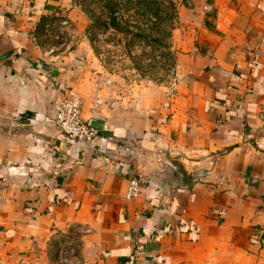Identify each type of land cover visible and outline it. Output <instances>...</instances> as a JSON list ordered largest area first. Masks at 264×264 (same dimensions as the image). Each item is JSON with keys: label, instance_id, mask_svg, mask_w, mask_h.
<instances>
[{"label": "crops", "instance_id": "crops-1", "mask_svg": "<svg viewBox=\"0 0 264 264\" xmlns=\"http://www.w3.org/2000/svg\"><path fill=\"white\" fill-rule=\"evenodd\" d=\"M172 1L196 26L173 95L83 99L87 147L44 124L67 75L31 40L72 0H0V264L73 225L100 264H264V0Z\"/></svg>", "mask_w": 264, "mask_h": 264}, {"label": "rangeland", "instance_id": "rangeland-1", "mask_svg": "<svg viewBox=\"0 0 264 264\" xmlns=\"http://www.w3.org/2000/svg\"><path fill=\"white\" fill-rule=\"evenodd\" d=\"M180 8L172 0H72L44 16L31 40L43 54L39 61L57 64L67 75L65 88L83 99H166L178 83L177 55L196 28ZM102 258L92 230L73 225L34 257L12 264H100Z\"/></svg>", "mask_w": 264, "mask_h": 264}, {"label": "built area", "instance_id": "built-area-1", "mask_svg": "<svg viewBox=\"0 0 264 264\" xmlns=\"http://www.w3.org/2000/svg\"><path fill=\"white\" fill-rule=\"evenodd\" d=\"M52 105L54 114L45 117L44 124L54 125L67 141L91 147L99 139L101 130L95 123L84 118V100L75 89H63ZM141 188L142 181L132 179L129 182L125 198L127 200L137 199L140 196ZM128 264L136 263L132 258Z\"/></svg>", "mask_w": 264, "mask_h": 264}, {"label": "water", "instance_id": "water-1", "mask_svg": "<svg viewBox=\"0 0 264 264\" xmlns=\"http://www.w3.org/2000/svg\"><path fill=\"white\" fill-rule=\"evenodd\" d=\"M186 177V175H185V173H179V178L182 180V178H185Z\"/></svg>", "mask_w": 264, "mask_h": 264}]
</instances>
